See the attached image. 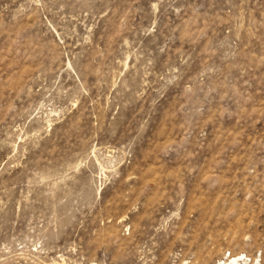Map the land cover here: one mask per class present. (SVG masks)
<instances>
[{
	"label": "rangeland",
	"instance_id": "obj_1",
	"mask_svg": "<svg viewBox=\"0 0 264 264\" xmlns=\"http://www.w3.org/2000/svg\"><path fill=\"white\" fill-rule=\"evenodd\" d=\"M0 264H264V0H0Z\"/></svg>",
	"mask_w": 264,
	"mask_h": 264
},
{
	"label": "bare ground",
	"instance_id": "obj_2",
	"mask_svg": "<svg viewBox=\"0 0 264 264\" xmlns=\"http://www.w3.org/2000/svg\"><path fill=\"white\" fill-rule=\"evenodd\" d=\"M238 256H240V255H238ZM234 259H236V257H233V258H232L233 261H234Z\"/></svg>",
	"mask_w": 264,
	"mask_h": 264
}]
</instances>
